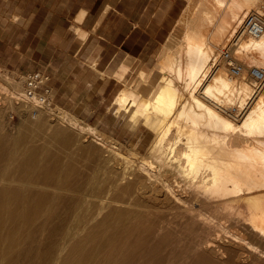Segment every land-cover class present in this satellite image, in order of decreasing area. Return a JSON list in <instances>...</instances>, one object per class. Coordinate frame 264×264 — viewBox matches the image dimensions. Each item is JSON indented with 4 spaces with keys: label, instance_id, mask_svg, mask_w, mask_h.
I'll use <instances>...</instances> for the list:
<instances>
[{
    "label": "bare ground",
    "instance_id": "1",
    "mask_svg": "<svg viewBox=\"0 0 264 264\" xmlns=\"http://www.w3.org/2000/svg\"><path fill=\"white\" fill-rule=\"evenodd\" d=\"M214 1L219 8L230 7V0ZM231 1L238 8H251L257 4L259 7L262 3V0ZM202 4L204 0H199L194 16L187 21L184 43L174 49L162 50L159 66L161 86L154 96L144 98L137 91L129 90L116 98V105L122 104L125 111L129 109L131 117L141 112L145 120L158 128L155 140L149 145L154 161L139 162L146 173L139 184L123 174L116 175L112 186L103 192L97 178L90 176L87 186L78 188L71 180L73 166L70 163H62L58 157L48 155L41 158L38 155L46 151L45 147L28 146L29 143L21 146L18 143L2 152L0 264H133L134 254L130 249L134 246H131L130 238L134 231L140 227L143 244L154 237L158 238L157 245L160 246L168 232L177 229L173 224V218L177 216H185L187 222L197 220L207 231L205 239L199 242L202 251H196L192 259L207 256V260L213 257L221 262L229 251L221 249L222 244H215L218 238L215 239L213 234L221 228L225 230L223 221H234L245 214L249 216L258 242L255 243V239L252 244L248 241V234H243L251 227H246L242 234L236 231L238 233L234 234L230 243L229 240L224 241L240 251L229 253L227 262L264 264V82L255 86V79L250 73L248 77L242 73L239 78L230 68V63L248 58L252 64L257 60L263 64L264 33L255 37L246 30L245 17L250 11L242 17L239 11H233L231 22L226 17L224 19L225 15L220 18L217 14L218 20L221 19L218 21L221 33H215L217 16L212 9L209 10V6L206 8ZM204 14H208L209 21L205 20ZM202 26L206 27L202 29ZM229 39L233 41L231 44L227 41ZM220 44L222 50L217 52L216 47ZM224 47L229 48L225 50ZM226 51L231 54L230 62L224 58ZM252 51L258 54L252 55ZM211 60L213 67L209 65ZM219 60L226 62V67L219 66ZM184 72L186 77L181 85ZM254 87L255 92L251 90L252 93H247L249 88ZM246 90L248 98L238 97L240 102L230 103L235 100V92ZM23 92L12 93L11 96L18 98ZM22 104L28 108L29 114L37 116L38 113L34 114L29 104ZM55 117L53 120L61 118L60 112H56ZM140 120L146 123L143 118ZM92 131L94 133V128ZM100 138L91 139L104 145ZM125 158L124 162H127ZM124 181L125 184L119 185ZM50 188L73 190V193L75 190L77 194L74 197L71 194L73 198L70 199L67 196V204L63 202V207L59 204L62 196L51 194ZM97 201L99 207L94 213L85 207ZM205 205L214 211L230 208L225 212L236 211L238 216L231 220H226V217L217 220V214L211 213V208L210 211L205 210ZM222 213L219 214L221 217ZM240 220L239 223H242ZM240 225L244 227V224ZM224 241L221 240L225 244ZM244 246L255 249L258 259L245 251Z\"/></svg>",
    "mask_w": 264,
    "mask_h": 264
},
{
    "label": "rangeland",
    "instance_id": "2",
    "mask_svg": "<svg viewBox=\"0 0 264 264\" xmlns=\"http://www.w3.org/2000/svg\"><path fill=\"white\" fill-rule=\"evenodd\" d=\"M198 2L199 0H182L181 2L182 10H181L180 16L177 19L168 37V40L165 44V50H167V48L168 50L170 48L174 49L175 46H178L184 43V40H186L185 31L188 25L187 21L190 20L189 18L194 16V10L196 9V6H198ZM261 2L260 3L262 4V6L261 4H259L260 5L259 7L257 6L258 2H256L257 5H255L254 7L248 8L245 6L242 8H238V6L235 5L233 1L230 0V3H229L230 7H228V5H225L223 8H219L216 5V2L214 0H204L205 7L206 8L210 7L209 10L211 9L213 10L215 17L217 16V14L220 18L225 15L224 19L226 17V19H228L229 22H231V19H232L231 14L233 11H239L240 12L239 16L242 17L245 12H249V11L252 12L253 10V11L259 12V14L262 15L264 19V0H262ZM28 9H29V6H28L27 0H0V82H1L0 83V153H1L0 157L3 156L2 154L4 153L2 152L5 151V149L8 148L9 146L11 147L18 143L21 146H24L29 143L28 146L35 145L40 148L42 147L46 148V151H41L38 154L41 158L49 155V157L51 156L58 157L62 161V163L64 162L70 163L73 166V169H72L73 178L71 180L74 186H78V188L80 187L85 188L88 184L87 178H89L90 176H95L97 178V181L101 184L103 192L112 186L113 184L112 181L116 177V175L120 176L121 174H123L128 177L127 178L128 180H134L136 184H139L138 182H140V180H143L146 177V173H144L145 171L143 170L142 167L140 168L141 165L139 164V162L140 163H142L143 161L148 162L150 160L154 161L152 160L153 159L152 156H150L151 153H150L149 148L157 136L156 132H158V128L155 127L151 121L148 122L147 119L145 120L146 117H144L143 114L142 116L141 112L140 114L135 113V115L131 117L129 115L130 114L129 109L128 111L125 112L124 109H122V107H124L122 106V104L119 105L121 108H119V106L117 105H114V101L116 104V98L119 96L120 93H122V89L121 90L117 89L115 92V95L111 97L109 103H106V104L100 103V100H99L100 97L98 95L96 94L90 95L93 100L92 106L95 107L94 110H91V109H80L77 111L69 110L56 101L55 102L56 105L54 106L53 109H50L47 111H44V110L40 111L36 117L29 114L28 108L24 106L22 103H18L17 100L15 99L17 98L16 95L18 94V92L24 90L25 75L29 73L28 72L29 69L44 67L46 65L45 60H49V59L55 60V58L61 59L64 54V51H63L64 49H56L53 47L44 46L43 45L44 42H39L37 39V37L40 34H44L43 32H40V33L35 32L33 29V26L30 29H28V26L25 24V21L17 22L19 21V18L21 19V17H18V15L15 16L11 14L12 12L20 11V10L27 12ZM218 16L216 19L217 20L216 28L214 30L215 33L217 32L221 33V29H220L221 24L218 23V21H221V19L218 20L219 19ZM204 18L205 20L209 21L208 14H204ZM53 27L54 25H51L50 29L52 30ZM202 27H203L202 29H204L206 26H202ZM74 30H75V24L73 25V31ZM48 32L49 31H47L46 33L49 34ZM230 35L231 34L226 35L225 37L227 36L229 37ZM80 36H82L81 32H80ZM47 38L48 36L46 35V39ZM227 41L230 43L231 39ZM228 42L227 44H229ZM33 43L40 44V45L38 47L29 46L30 44H33ZM221 46L222 44L216 47L217 52L222 50ZM226 47H224L225 50L229 48V47L228 48ZM67 50L73 53L74 47H68ZM252 53H251L252 55H255L254 53L258 54L256 51H252ZM245 60H238L239 61L238 63L242 64L243 68L245 69L243 71L244 75L242 74L243 76H247V77L250 76L249 70L252 66L257 65L259 67H264L263 66L264 62L262 64V61H259L261 64L258 63V60L255 62L253 61V64H252V62H250L251 61L250 58H248L246 61ZM69 63H70V58H66V62H64L61 65L59 72L61 71L62 74H66ZM218 63L220 64L219 66L222 67L224 65V67H226V62L219 60ZM212 64H213V61L211 60L209 65L212 66ZM53 66H55V63L49 66V70L52 69ZM57 66H59V64H57ZM85 66L89 67L90 65H85ZM31 72H34V71H31ZM93 73H95V75H98L99 71L97 69H95L94 71H88V72L86 71L84 75L93 77ZM246 73L248 74L246 75ZM79 74H82V73H79ZM184 74L185 72L183 73V78H182L183 80L182 79L180 80L181 85H183L182 81H184L186 77V75ZM239 78H241V76ZM143 80H147L146 75L143 76ZM160 83L161 82L159 81V84L158 83L155 84V86L152 87L151 90L149 89L150 93L143 97L144 98L153 97L154 94L158 91L157 89L161 86ZM13 86L15 88H13ZM250 88H249L250 91L248 92L247 90L242 91V93L241 92L239 93V91L235 92L238 95L235 94L234 95L235 98L233 96L235 100L232 99L231 100L232 102L230 101V103H233L234 101L236 103L240 102V98H242V96L243 98H248L249 94L247 93L255 92L254 91L255 88L254 89L253 88L250 89ZM10 91H11V94H10ZM12 93L16 95L11 96L13 95ZM83 94H85V92ZM3 98H5L4 102H3ZM56 112L58 113L60 112L61 118L57 120H53L56 118L55 117ZM63 112L65 114H63ZM64 116L66 117L64 118ZM140 118H143L146 121V123L145 122H144L145 124L142 123ZM141 124L145 126H140ZM78 125L81 127H79ZM150 126H152L153 128H151ZM93 128H94L95 135L92 131ZM100 134H103V135H100ZM100 137L101 138L103 137V139H101ZM85 138L88 140L83 141ZM91 138L94 140L100 138L99 141L104 142L105 147L104 145L97 144L96 141L94 140L92 141ZM90 142L91 143L93 142V143L91 144ZM52 145H55L54 148H52ZM119 154L120 155L122 154V155L120 156ZM124 158L127 160V162H124ZM143 158H146V159L143 160ZM94 159L96 162L94 161ZM140 159H142V161ZM122 161L126 164L122 163ZM121 164L123 165L121 166ZM171 177L174 178L173 175ZM178 180L183 182V179L181 180L180 178H178ZM125 183L126 181H124L123 183L119 185H123ZM115 184L116 183H114V185ZM180 184L182 186H185V184L183 183H180ZM75 189H77V187ZM49 191L53 195L60 194V196H62V199L64 198L63 200L61 199L59 202L61 206L64 205L63 202H65V199L67 196L70 199V198H73L77 194V191L75 192V190L73 193V190L67 191V190H61L58 188H50ZM71 194L72 196L73 195L74 196L72 197ZM189 199L191 198L189 197ZM243 203H245V201ZM66 204L67 203L65 202V205ZM113 204L118 205V203L117 204L113 203ZM124 206H127V205H124ZM85 207L88 209H91V211H93L94 213L99 207V204L97 201L96 204H93V205L86 204ZM204 208L205 210H209V211L212 209L208 205H205ZM228 209L230 210V208ZM228 209H225V210L222 209L223 213L220 208L218 210H221V212L218 210L214 211L212 209L211 213L214 212L213 214H217L215 217L217 220L218 218L221 220L223 217L224 218L222 220H224L225 217H226V220H228L229 218L231 220V218L234 217L235 215L236 216L234 218L238 216L236 211L233 212L231 210L232 212L230 211L229 212L230 214L225 212V211H229ZM221 213L223 214L222 217L221 215H219ZM225 215H227L228 218ZM153 218H157V217L154 216ZM173 219L175 220L173 224L176 226L177 229L169 231L160 246L157 245L158 238H154V237H150L148 242L146 244H143L142 239H141L142 230L140 229V227L138 228V230L134 231L133 235L130 238L131 246L132 247L134 246V249H130V251L133 252L134 254L133 264H226V263L230 264L231 262H227L228 261L227 257H229V253L233 251H240V249L238 247L237 248L234 247L233 245H230V244L228 245L227 241L229 240V243H230V240L234 239L235 237L234 234L238 232L239 234L240 233L242 234V231L244 229L246 230V227L247 229L251 227L249 223V216L247 214H245V216L243 217L240 216L238 220L237 219H234V221L231 220L233 222L229 220L228 222L223 221L225 223V230L221 228L220 230L222 231V234L220 230H218L213 234V236L216 235L215 239L218 238L217 239L218 243L215 242V244H217V246L219 244H222L223 247L221 249L229 251V253H226L227 256L222 258L223 260L221 259V262H218L217 261L218 258L214 260L215 258L210 257V259L208 258L207 260V256H203V257L197 256L192 259L193 257L192 255L194 254L196 255V251H202L201 250L202 246L199 245V242L203 240L202 238L205 239V237L207 236V231L200 222H198L197 220L187 222L186 221L187 218L185 216L184 217L177 216V217H174ZM239 220L242 223H239ZM234 222L236 223V225ZM158 223L159 221L157 219L156 224ZM226 223L228 225H226ZM238 224L239 225L244 224V227L243 225H240V227H243L241 229ZM234 225L237 228L235 227L233 228L232 226ZM227 226H228V229H227ZM239 228L241 229V232ZM226 229L228 231H226ZM252 230L253 229L251 227L249 228V230H246V232L244 231L245 233L243 232V234L244 235H246V233L248 234L247 235V237L249 238L248 241L250 240L251 243L255 242V239H256L255 243H257L258 239L256 237L257 236L256 232ZM231 231L233 232L230 233ZM218 234H221L222 236L221 235L218 236ZM223 234H225L226 236ZM228 235L229 236L232 235L233 238H231V236L229 237ZM252 235L253 237H251ZM224 239L227 241H224ZM221 240H223L226 243L225 244L222 243ZM243 248L245 249V251H249L252 254L253 258L258 259L259 257L257 255L258 253L255 252L256 250L255 249L253 250L251 246H249V248L251 249H249L248 246H244ZM224 261L226 263H224Z\"/></svg>",
    "mask_w": 264,
    "mask_h": 264
},
{
    "label": "crops",
    "instance_id": "3",
    "mask_svg": "<svg viewBox=\"0 0 264 264\" xmlns=\"http://www.w3.org/2000/svg\"><path fill=\"white\" fill-rule=\"evenodd\" d=\"M27 1V12L11 13L21 17L17 22L25 21L28 29L33 26L35 32H43L37 39L44 46L64 49L61 59L45 60L44 67L28 70L49 73L55 102L69 110H94L92 94L106 104L117 89H122V93L136 90L145 96L159 83L160 58L180 16L182 0ZM68 47H74V52ZM66 58H70V63L66 74H62L59 70ZM95 69L98 75H84ZM141 74L148 75L147 80Z\"/></svg>",
    "mask_w": 264,
    "mask_h": 264
},
{
    "label": "built area",
    "instance_id": "4",
    "mask_svg": "<svg viewBox=\"0 0 264 264\" xmlns=\"http://www.w3.org/2000/svg\"><path fill=\"white\" fill-rule=\"evenodd\" d=\"M244 24L246 30L255 37H259L264 33V21L256 11L249 12L246 15ZM224 58L226 60L231 58L229 51L225 52ZM230 68L235 76H241L244 71L243 65L238 62L230 63ZM249 73L255 79L253 82L255 86L264 82V67L252 66ZM50 82L51 77L45 71L27 73L25 75L23 95L18 96L17 101L29 104L34 114L43 110L53 109L56 104Z\"/></svg>",
    "mask_w": 264,
    "mask_h": 264
}]
</instances>
